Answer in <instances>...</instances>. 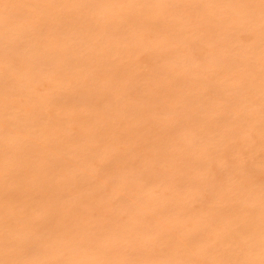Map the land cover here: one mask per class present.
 Segmentation results:
<instances>
[{
  "label": "bare ground",
  "instance_id": "obj_1",
  "mask_svg": "<svg viewBox=\"0 0 264 264\" xmlns=\"http://www.w3.org/2000/svg\"><path fill=\"white\" fill-rule=\"evenodd\" d=\"M0 264H264V0H0Z\"/></svg>",
  "mask_w": 264,
  "mask_h": 264
}]
</instances>
